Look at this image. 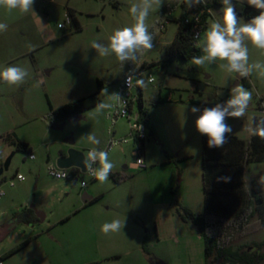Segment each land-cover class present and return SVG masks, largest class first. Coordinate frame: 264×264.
<instances>
[{
    "label": "rangeland",
    "instance_id": "rangeland-1",
    "mask_svg": "<svg viewBox=\"0 0 264 264\" xmlns=\"http://www.w3.org/2000/svg\"><path fill=\"white\" fill-rule=\"evenodd\" d=\"M178 1L163 0L161 8L150 12L146 23L153 35V48L140 54L137 61L124 63L114 55L100 56L91 45L93 41L107 43L114 29L131 26L134 21L129 7L137 0H34L38 16L0 7V23L8 25L7 31L0 33V70L16 65L28 72L19 86L0 81V169L12 154L0 174L2 264H204L203 241L186 217L203 211L201 134L195 129L196 114L190 108L226 101L231 89L242 84L252 99L245 116L229 118L228 123L233 128L230 134L247 144L252 136L247 131L249 125L254 127L253 119L264 118V75L253 69L248 77L238 80L239 75L227 73L220 61L196 66L192 59H175L158 66L177 31L173 19L179 17V9L174 7ZM237 1L247 4L246 0ZM167 6L174 7L172 20L159 32L156 22ZM222 7L212 8L211 19H221ZM248 21L241 18L240 23ZM246 43L248 63H264L261 50ZM143 63L154 64L143 74L145 81L150 75L154 83L141 89L148 113L144 167H130L135 148L130 140L108 152L114 168L103 183L82 173L86 187L81 189L80 180L52 178L48 168L56 167V159L70 147L86 155L92 148L103 150L110 139L129 138L128 122L120 118L112 124L107 115L124 74ZM41 77L44 83L37 86ZM98 88L100 105L111 107L98 110V105L77 120L71 118L52 127L49 106L57 108ZM131 93L136 94L135 86ZM87 134L99 139V145L91 144ZM69 137L71 146L65 142ZM19 141L29 150H19ZM29 153L34 159H29ZM17 175L23 181L15 180ZM261 178L264 163L245 166L244 189L248 191L251 181ZM83 194L99 198L84 206ZM31 205L46 216L42 223L13 224L4 230L13 213ZM114 219L126 220V226L105 235L101 226ZM230 234L233 248L244 246L248 254L264 257V229L257 217L241 233ZM23 242L28 244L20 249Z\"/></svg>",
    "mask_w": 264,
    "mask_h": 264
},
{
    "label": "clouds",
    "instance_id": "clouds-1",
    "mask_svg": "<svg viewBox=\"0 0 264 264\" xmlns=\"http://www.w3.org/2000/svg\"><path fill=\"white\" fill-rule=\"evenodd\" d=\"M184 5L192 7L204 3V0H182ZM221 19H210L208 27L202 37H198L195 48L200 50L199 55L192 57L191 63L196 66H205L220 61V67L227 73H237L240 77H248L253 69L259 70L260 75H264V63L257 62L249 64V49L247 43L261 50L264 54V0H246L247 5L259 14L252 17L250 21L240 23L236 7L232 0H221ZM34 0H0V7L8 11L19 10L21 13L33 12ZM163 0H137L129 7V13L134 23L131 26L118 27L108 36L107 43L93 41L91 47L100 56L114 55L121 63L138 60L139 55L146 50L153 48V35L149 31L146 23L151 11L161 8ZM38 16V15H37ZM39 18V17H38ZM41 27L44 24L41 22ZM63 27V25H60ZM8 25L0 23V33L6 32ZM135 69L126 74L125 83L128 87L146 88L147 83L134 74ZM28 72L26 69L9 65L0 70V81L12 85H21L25 82ZM134 82V83H133ZM44 83L41 77L37 81V86ZM115 99L119 100L120 95L114 93ZM252 99V93L245 89L242 84H236L231 89L229 98L226 101L217 102L210 107L193 105L191 113L196 114L194 121L196 131L207 137L209 148H222L227 142V136L233 132L232 125L228 123L229 118H241L245 116ZM110 104H101L99 109L109 108ZM247 131L250 135L259 136L264 139V119L255 122V126L249 125ZM86 139L94 145H99L100 141L92 134H87ZM84 168L100 183L108 180L109 174L114 168L113 162L109 159V153L96 148L90 149L82 160ZM98 164V167H93ZM63 170L57 172V178L66 177ZM21 179H23L21 177ZM264 182V178H261ZM230 176L217 177V182L229 183ZM126 226V220L114 219L104 223L101 231L107 235L109 232H119Z\"/></svg>",
    "mask_w": 264,
    "mask_h": 264
},
{
    "label": "trees",
    "instance_id": "trees-1",
    "mask_svg": "<svg viewBox=\"0 0 264 264\" xmlns=\"http://www.w3.org/2000/svg\"><path fill=\"white\" fill-rule=\"evenodd\" d=\"M232 2L240 18L250 21L252 17L259 14L258 10L243 2L237 0H232ZM207 5L213 8L222 6V3L221 0H212V3ZM69 16L73 19L71 13H69ZM173 21L177 23V31L164 51V58L157 63L158 66H167L175 59L190 60L198 53V49L194 47L196 43L184 33L186 28L180 24L179 19H173ZM151 65L143 63L142 67L147 69ZM100 93L101 90L98 88L94 93L57 108L49 106L52 122L60 124L97 107L100 105ZM156 102L161 103L162 101L157 99ZM137 105L140 121L145 126L148 113L143 107L141 88H138ZM212 105L211 103H205L200 106L210 107ZM262 119L264 118L253 119V125L255 126V122ZM144 141L142 142L143 146ZM201 144L203 211L202 215L195 216L187 213L186 217L196 227L203 241L204 264L262 263L263 254H248L243 251L244 246L233 248L230 233L232 231L241 233L255 217L264 229V182H262V179L251 181L248 191L244 189L243 184L245 166L252 163H264V139L252 135L246 144L243 140L229 134L227 142L222 148H209L207 137L201 135ZM17 147L24 152L29 150L28 145L20 141ZM63 155L64 153H61L59 156ZM220 176H230L231 181L229 183L217 182V177ZM98 198H93L91 202ZM37 222L38 219L33 210L24 207L19 212L13 213L3 227L4 230H8L13 224L32 225ZM26 244L27 242H23L19 248ZM142 249L147 253L145 241L142 243ZM13 252L11 251L9 254Z\"/></svg>",
    "mask_w": 264,
    "mask_h": 264
},
{
    "label": "built area",
    "instance_id": "built-area-1",
    "mask_svg": "<svg viewBox=\"0 0 264 264\" xmlns=\"http://www.w3.org/2000/svg\"><path fill=\"white\" fill-rule=\"evenodd\" d=\"M208 3L204 2L202 4L196 5L189 9L184 5L182 0L178 3L179 9V19L180 24H182L186 29L184 31L195 43H197L198 37H201V34L207 27L208 21L213 16V9L207 5ZM172 15V11L170 8H167L165 11L161 12L159 15V20L156 22L159 32L162 31L165 27V23L169 21V18ZM146 68H143L142 65L135 70V75L137 78H140L141 74L145 73ZM131 72V71H130ZM128 72V73H130ZM126 73V74H128ZM126 74L122 77L119 85L117 86L116 93L120 95V99L117 100L112 107V111L107 115L108 119L114 124L118 119L123 118L128 122V130L129 138H120V139H110L103 151L109 152L114 146L119 144L127 143L128 141H133L135 143V148L132 150V156L134 157V162L131 164V168L140 169L144 167L143 160V145L142 142L146 139V129L144 124L140 121V115L138 111V87H136V94H132L131 91L134 89L133 87H128L125 83ZM150 81V82H148ZM146 82L148 84H153L154 79L152 76L148 75L146 77ZM171 96L169 95L168 99ZM113 135V133L111 132ZM86 155H84L85 157ZM29 159H34V156L29 153ZM97 164H94L93 167H96ZM62 169H58L57 167L48 168V174L54 179H70V180H80V188L84 189L86 187V182L81 179V172L79 169L72 168L68 170H63L67 173L66 177L62 176L61 178H57V172ZM84 174L88 175L89 178L95 179L88 171L86 170ZM22 176L17 175L15 180L23 181L21 179ZM23 178V177H22ZM12 186L13 183H10ZM2 192H0V196ZM0 264L1 261H0Z\"/></svg>",
    "mask_w": 264,
    "mask_h": 264
},
{
    "label": "water",
    "instance_id": "water-1",
    "mask_svg": "<svg viewBox=\"0 0 264 264\" xmlns=\"http://www.w3.org/2000/svg\"><path fill=\"white\" fill-rule=\"evenodd\" d=\"M238 80H241L242 77L237 76ZM79 118L78 116H74L72 117V119L77 120ZM53 128H58L60 127V124L57 123H53L52 124ZM65 142L71 146L73 144V140L71 137L67 138L65 140ZM12 154L10 155V157H8L6 159V161L4 162L2 168L0 169V174L2 173L3 170H6L10 161ZM84 154L80 151L74 150L73 148H69L63 156H59L56 159L55 165L58 169H62V170H68V169H72V168H76L79 169L81 173H84L86 171V169L84 168L83 164H82V160L84 159ZM127 166H123V169H126ZM89 200L88 196L83 195L82 198V202L86 203ZM30 209L33 210L36 218L38 219V223H42L44 221L45 215L42 211L37 210L33 205H31L29 207Z\"/></svg>",
    "mask_w": 264,
    "mask_h": 264
},
{
    "label": "crops",
    "instance_id": "crops-1",
    "mask_svg": "<svg viewBox=\"0 0 264 264\" xmlns=\"http://www.w3.org/2000/svg\"><path fill=\"white\" fill-rule=\"evenodd\" d=\"M179 1H180V0H179ZM179 1L175 4L174 7H177V8H178V3H179ZM204 2H206V3H210V2H208V1H206V0H204ZM174 7H173V6H167L166 9H167V8H170L171 11H173L172 9H173ZM166 9H165V10H166ZM165 10H164V11H165ZM216 13H218V11H216ZM170 20H172V15H171V17L169 18V21H170ZM145 64H146V63H145ZM124 75H125V74H124ZM83 195L87 196L86 194H83ZM83 195H82V197H81V200H82V198H83ZM88 197H89V196H88ZM92 199H93V198H90V197H89V200H88L86 203H84V206H87V205L91 204V203H92V202H91ZM37 210H38V209H37ZM45 218H46V216H45ZM45 218H44V220H45ZM37 223H38V222H37ZM35 224H36V223H35ZM27 244H28V243H27ZM27 244L24 245V246L21 247V248H24L25 246H27ZM21 248H20V249H21Z\"/></svg>",
    "mask_w": 264,
    "mask_h": 264
}]
</instances>
